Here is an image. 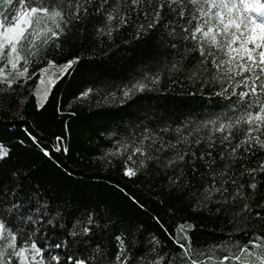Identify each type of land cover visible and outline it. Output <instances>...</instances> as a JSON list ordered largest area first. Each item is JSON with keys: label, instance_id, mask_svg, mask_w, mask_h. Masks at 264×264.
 Here are the masks:
<instances>
[{"label": "snow or ice", "instance_id": "obj_1", "mask_svg": "<svg viewBox=\"0 0 264 264\" xmlns=\"http://www.w3.org/2000/svg\"><path fill=\"white\" fill-rule=\"evenodd\" d=\"M126 30L158 54L106 100L138 105L179 86L207 102L179 115L138 105L108 133L106 162L118 159L125 180L159 182L153 203L172 201L170 222L127 184L115 189L133 213L77 191L57 159L70 151L65 137L42 143L25 126L15 142L54 173L36 175L0 143V264H264V0H0V110L15 107L23 120L32 99L39 113L83 61L67 44L79 37L111 48ZM196 217L224 224L212 230L222 235L200 241Z\"/></svg>", "mask_w": 264, "mask_h": 264}, {"label": "trees", "instance_id": "obj_2", "mask_svg": "<svg viewBox=\"0 0 264 264\" xmlns=\"http://www.w3.org/2000/svg\"><path fill=\"white\" fill-rule=\"evenodd\" d=\"M66 51L69 56H82L83 61L74 72L58 82L48 99L43 102L45 107L39 113L34 110L32 99L27 100L23 107V120L16 119L15 107H4L0 110V143L11 145L14 160L26 161V168H31L36 175H44L54 173L52 166L44 164L43 157L36 150L25 151L15 142L12 134L20 135L23 128L28 126L41 138L42 143L50 144L54 137L64 136L70 151L68 154H57V159L67 166L71 181L79 182L72 183L73 188L77 191H91L96 198L115 203L125 211L133 213L135 209L115 189L117 182L121 187L127 184L128 189L138 191L155 208L163 221L170 222L167 211L172 201L163 205L153 203L160 199L155 195L159 182L149 185L143 182V178L135 182L125 180L120 175L118 159L107 157L112 162H106L105 153L113 146L108 133L117 130L118 125L133 120V113L138 105H150L158 111L167 110L179 115L199 114L207 109V102L200 97L183 95L179 86L168 92L146 93L145 98L138 101V105L112 102L111 98L106 100L108 92L114 90V85L127 77L134 67H139L141 61L147 63L150 57L158 54L153 43L137 40L131 30L117 33L115 45L111 48L107 42L104 45H97L91 40L82 43L77 37L66 45ZM88 88L93 89L89 96L77 98L80 92ZM28 147L31 148V145ZM37 168L40 169L39 172H36ZM180 215L187 216V210ZM141 219L149 231L155 232L162 240H167L151 219ZM194 223L197 226L195 236L205 242L222 235L212 231L216 225L225 227L219 221L211 222L204 217H196Z\"/></svg>", "mask_w": 264, "mask_h": 264}, {"label": "rangeland", "instance_id": "obj_3", "mask_svg": "<svg viewBox=\"0 0 264 264\" xmlns=\"http://www.w3.org/2000/svg\"><path fill=\"white\" fill-rule=\"evenodd\" d=\"M44 101H42V103H43Z\"/></svg>", "mask_w": 264, "mask_h": 264}]
</instances>
